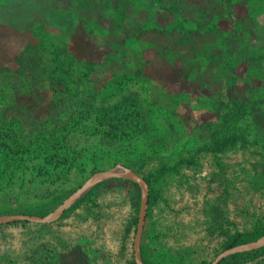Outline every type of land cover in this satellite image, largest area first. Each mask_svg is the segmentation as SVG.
<instances>
[{"label":"rangeland","instance_id":"rangeland-1","mask_svg":"<svg viewBox=\"0 0 264 264\" xmlns=\"http://www.w3.org/2000/svg\"><path fill=\"white\" fill-rule=\"evenodd\" d=\"M203 1L178 0L162 20L175 32L165 35L140 34L129 0L121 10L109 0H0V215L48 216L97 172L124 166L151 181L145 264H210L236 236L255 237L236 246L264 237V116L215 117L219 135L232 131L224 141L238 144L211 150L199 124L214 118V104L148 78L157 66L150 50L163 44L178 48L170 60L193 41L196 52L224 59L228 32L197 28ZM64 42L84 59L114 53L116 68L99 71L111 103L92 99L98 89L86 87L83 65L65 48L50 62ZM139 65L144 79L119 81L120 69ZM142 200L139 183L109 178L52 223L1 224L0 264H137ZM81 243L77 256L67 253ZM221 264H264V245Z\"/></svg>","mask_w":264,"mask_h":264},{"label":"trees","instance_id":"trees-1","mask_svg":"<svg viewBox=\"0 0 264 264\" xmlns=\"http://www.w3.org/2000/svg\"><path fill=\"white\" fill-rule=\"evenodd\" d=\"M109 1L118 10H121L126 3L130 5L128 0ZM129 1L137 7L136 11L141 23L140 34L147 32L156 34L157 30L162 31L165 35L175 32V29L170 30L162 20L168 16L170 12L168 9H172L178 0ZM225 1H227V5H224L219 0L203 1L205 13H202L197 25V28H207L209 31L212 29L220 33L228 32V36L222 42L224 48L219 50L223 52L224 59L217 52L203 50V48V51H199L201 54L196 52L201 49L198 47L199 42L193 41L187 44L189 52H186V55L170 60L167 57V52L175 51L178 48L174 45L167 46L163 44L155 50H150L154 51V64L157 66L150 65L153 70L148 77L149 80L160 82L162 86L174 87L176 94H183V92L193 93L199 98L200 103L214 104V107L208 110L210 114H212L211 112L214 113V118L206 115L207 118H203L199 124V131L200 133L203 131L209 133L211 150L221 149L222 151L234 148L238 143L224 141L232 131L227 127L222 132V135H219L220 132L214 127L213 119L215 117H223L225 121L231 116L244 117L247 114L255 117L264 116L261 105L264 104V0ZM166 2H169L170 5L165 4ZM156 4L159 8H156ZM154 12L155 15L153 14ZM177 14L180 15L181 13L177 12ZM152 20L156 21L157 28L148 29L145 26V29H142L143 25ZM126 25L125 22L124 28L128 29ZM123 31L125 30H120V34H114L115 36H125ZM131 35L134 34H129L128 36L130 37ZM64 43L66 45L57 47L56 51L52 52L53 57L49 58L50 62L59 57L65 48L64 52L71 53L75 61L83 65L84 69L81 74L84 78V83L88 82L86 87L88 89L92 87L93 89H98L91 95L92 99L100 103H111V100L104 96V88L107 84H102L103 81L99 71L100 69L105 71L109 67L116 68L114 53L111 52L102 61H96L94 57L92 59H84L81 58V54L78 55L79 53L77 52L74 54L70 51L68 44ZM190 51H193V54H190ZM143 68V65H139L138 68L125 66L116 75H121V80H119L121 83L126 76L135 77L138 80L144 79ZM44 78H54L53 73H47ZM110 80L107 81L109 85L111 84ZM34 91L38 90L35 88ZM222 104H226V107L220 110L219 105ZM250 111L252 112L250 113ZM232 139L234 140V137ZM46 158L48 157L46 156ZM145 179L151 188L150 179L146 177ZM151 199L152 196L150 194L149 203ZM254 238V236L249 235H238L229 242L228 247H234L236 244L250 241ZM81 245L82 243L67 253H72L74 258L83 248ZM221 263L222 261L219 264Z\"/></svg>","mask_w":264,"mask_h":264},{"label":"water","instance_id":"water-1","mask_svg":"<svg viewBox=\"0 0 264 264\" xmlns=\"http://www.w3.org/2000/svg\"><path fill=\"white\" fill-rule=\"evenodd\" d=\"M109 178H125L133 182L139 183L142 186L143 200L140 208L139 222H138L137 234L135 238V258L137 264H145L141 257V240L148 215L150 185L143 176H140L132 169L126 168L124 166H118L112 170L97 172L85 185L79 188L74 194H72L68 199H66L63 204H61L53 213H51L48 216H36L30 214L0 215V225L5 223L16 222V221H32L35 223H42V224L52 223L57 219H59L66 209H68L79 198L85 195L97 183ZM263 245H264V237L248 244L229 248L225 250L223 253L219 254L216 257V259L210 264H219L227 256L240 252L253 250Z\"/></svg>","mask_w":264,"mask_h":264}]
</instances>
